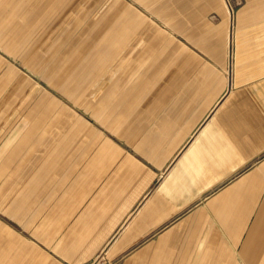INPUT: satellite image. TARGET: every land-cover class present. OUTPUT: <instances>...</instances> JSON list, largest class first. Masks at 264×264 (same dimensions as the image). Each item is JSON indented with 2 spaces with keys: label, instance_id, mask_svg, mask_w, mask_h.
Masks as SVG:
<instances>
[{
  "label": "crops",
  "instance_id": "crops-1",
  "mask_svg": "<svg viewBox=\"0 0 264 264\" xmlns=\"http://www.w3.org/2000/svg\"><path fill=\"white\" fill-rule=\"evenodd\" d=\"M264 264V0H0V264Z\"/></svg>",
  "mask_w": 264,
  "mask_h": 264
},
{
  "label": "rangeland",
  "instance_id": "rangeland-1",
  "mask_svg": "<svg viewBox=\"0 0 264 264\" xmlns=\"http://www.w3.org/2000/svg\"><path fill=\"white\" fill-rule=\"evenodd\" d=\"M103 264H113V262H111V260L106 262L104 261Z\"/></svg>",
  "mask_w": 264,
  "mask_h": 264
}]
</instances>
